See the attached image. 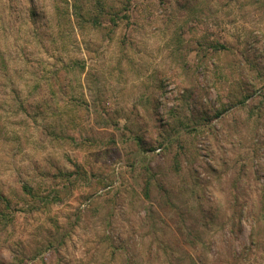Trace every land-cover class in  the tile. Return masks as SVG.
Instances as JSON below:
<instances>
[{"label": "rangeland", "instance_id": "obj_1", "mask_svg": "<svg viewBox=\"0 0 264 264\" xmlns=\"http://www.w3.org/2000/svg\"><path fill=\"white\" fill-rule=\"evenodd\" d=\"M0 264H264V0H0Z\"/></svg>", "mask_w": 264, "mask_h": 264}, {"label": "trees", "instance_id": "obj_2", "mask_svg": "<svg viewBox=\"0 0 264 264\" xmlns=\"http://www.w3.org/2000/svg\"><path fill=\"white\" fill-rule=\"evenodd\" d=\"M216 48H218L217 46H215ZM149 183V182H148Z\"/></svg>", "mask_w": 264, "mask_h": 264}]
</instances>
